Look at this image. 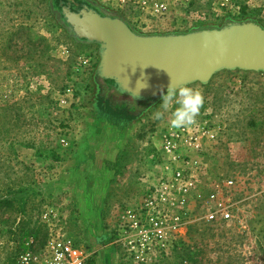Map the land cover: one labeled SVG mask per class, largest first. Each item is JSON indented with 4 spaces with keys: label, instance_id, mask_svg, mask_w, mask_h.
<instances>
[{
    "label": "rangeland",
    "instance_id": "1",
    "mask_svg": "<svg viewBox=\"0 0 264 264\" xmlns=\"http://www.w3.org/2000/svg\"><path fill=\"white\" fill-rule=\"evenodd\" d=\"M90 1L141 35L187 34L231 23L264 29V0H167L168 13L159 17L133 3ZM100 62V45L79 42L60 22L52 0H0V200H13L0 206V264H16L21 254L37 251L51 230L61 228L88 255V264H264V73L236 70L230 71L232 77L220 74L206 85H190L204 99L197 116L219 130L217 142H205L208 183L234 181L240 201L235 220L204 225L192 203L191 220L173 247L139 262L118 240V214L144 199L150 186L143 180H153L156 166L167 162L154 132L170 113L154 118L161 95L143 109L139 116L147 119L145 127L126 146L117 181L112 173L101 174L105 167L116 169L102 162L114 160L107 142L111 136L91 122L103 94ZM88 134L106 139L96 145L104 155L93 171L95 179L117 182L102 222L91 211L81 212L76 194L82 195L84 184L67 172ZM48 213L51 223L44 219Z\"/></svg>",
    "mask_w": 264,
    "mask_h": 264
},
{
    "label": "built area",
    "instance_id": "2",
    "mask_svg": "<svg viewBox=\"0 0 264 264\" xmlns=\"http://www.w3.org/2000/svg\"><path fill=\"white\" fill-rule=\"evenodd\" d=\"M118 1L123 5L133 3L157 17L166 15L169 9L167 0ZM70 92V88L66 90ZM218 137L219 130L210 120L198 116L191 125L166 129L163 152L168 159L162 164L163 175L148 187L144 199L129 209L120 222L118 240L134 259L143 262L152 254L168 252L180 230L191 220L192 203L204 225L217 227L235 220L240 201L235 199L234 181L221 179L215 184L208 183L203 162L205 142H217ZM51 213L44 216L46 223L54 221ZM61 231L62 228L51 230L43 247L21 254L16 264H88V255Z\"/></svg>",
    "mask_w": 264,
    "mask_h": 264
},
{
    "label": "water",
    "instance_id": "3",
    "mask_svg": "<svg viewBox=\"0 0 264 264\" xmlns=\"http://www.w3.org/2000/svg\"><path fill=\"white\" fill-rule=\"evenodd\" d=\"M75 0L60 2V15L73 36L100 45L99 76L129 97L122 87L136 91L139 99L155 100L172 82L210 83L222 71L264 73V29L254 23H231L221 29L187 34L141 35L109 13ZM132 98V97H131Z\"/></svg>",
    "mask_w": 264,
    "mask_h": 264
},
{
    "label": "crops",
    "instance_id": "4",
    "mask_svg": "<svg viewBox=\"0 0 264 264\" xmlns=\"http://www.w3.org/2000/svg\"><path fill=\"white\" fill-rule=\"evenodd\" d=\"M241 73H255V72H242L241 71ZM220 74L225 75L224 77H232L233 75H235L234 72L222 71L216 74L215 76L220 75ZM98 108L99 109L96 113L95 120H92L91 122L93 123V126H96V128L101 129V131L105 130L106 133L112 137V138L109 137V139H107L109 141L107 142L112 143L111 151L109 154H113V156L115 155L114 160H109V158H106L107 160H103L102 162L106 163L105 161H108L109 165L113 166L111 169L113 168L116 169L112 171V170L106 169L105 167L104 169H106V171L103 169L104 172L102 170L101 174H104L105 172L109 174L112 173L114 174V176H112L111 179L112 180L114 179L117 181L118 179L117 175L119 173L118 169H120L123 166V164L125 165V163H123V155L126 154V152L124 153V151L126 150V146L129 143L135 141L136 137L140 135L141 133L140 131L143 127H145L144 123H145V120L147 119L145 118L144 121L141 120L142 115L139 117H131L129 114L120 115L119 111L110 112L107 109L104 111L101 109L100 105L98 106ZM167 119L168 118H166V120L163 122V126H161L160 129H157L156 132H154V135L158 139V141L154 140L155 141L154 143L156 144V146L158 145L159 151L163 154H164L163 136L165 134L166 129L171 127L170 118L168 120ZM90 137L91 136H89L88 134L87 136L82 138L80 145H79V149L77 153L75 154V156H73L72 158L73 159L71 161L72 163H69L70 165L68 164L67 172H69L68 175H70L69 176L70 178H73V179L81 178L82 180L81 182L80 181L79 182L84 184L83 187H81V190H83L81 191L82 195L80 196V194H76L77 201L79 202V206L83 209L81 212L85 211L86 213V211L87 212L91 211L94 214L95 221L102 222V220L105 218L106 206L109 200V195L114 185H117V182L111 181V179L107 181V179H103L102 177H99V179L98 178L95 179V177L97 176L95 172L93 171L97 169L96 166L100 164L101 162L100 160L103 159V155H104L102 154L103 151H101V153L98 152V149H100L101 146L97 147L96 145L106 142V139L105 138L100 139L97 136H96V139H94L93 137L90 139ZM84 139H87V140H84ZM192 155L193 157H196L194 152ZM177 167L180 168L181 164H177ZM156 169H157V174L156 173L151 174V176L153 175V178H154L153 180L151 179L143 180V183L145 184V186L147 185L146 188L148 186L155 185L157 180L160 178V176L163 175L162 165H157ZM69 189L74 190L76 188L71 186V188ZM82 215L85 217L84 213ZM124 215H125L124 212H121V213L119 212L118 214L119 223L123 219ZM102 235L103 234H101V237ZM100 243L103 244V242L101 241Z\"/></svg>",
    "mask_w": 264,
    "mask_h": 264
},
{
    "label": "clouds",
    "instance_id": "5",
    "mask_svg": "<svg viewBox=\"0 0 264 264\" xmlns=\"http://www.w3.org/2000/svg\"><path fill=\"white\" fill-rule=\"evenodd\" d=\"M137 85L139 87L136 91L122 87L123 93L128 92L132 97L133 106L135 101L140 98L139 89L147 87L146 83L138 82ZM161 97L162 103L154 112V118L161 120L165 118L166 113H170V126L177 129L194 123L204 102L199 89L186 84L177 87L172 79L167 89L161 90Z\"/></svg>",
    "mask_w": 264,
    "mask_h": 264
},
{
    "label": "trees",
    "instance_id": "6",
    "mask_svg": "<svg viewBox=\"0 0 264 264\" xmlns=\"http://www.w3.org/2000/svg\"><path fill=\"white\" fill-rule=\"evenodd\" d=\"M75 1H77L78 4H72L71 5L73 10H79L81 8L82 4H87L89 6L94 7L99 12H103V10L100 7L96 6L90 0H75ZM60 2H67V0H52V8L57 13L60 22L65 26L66 29H68L64 20L62 19L61 15H60V8L58 5ZM129 26L132 28L133 31H135V29L130 24H129ZM78 41L83 42L80 40H78ZM103 83H104L102 86V90H103L102 93L103 94L101 95L99 105H100L101 109L104 111L106 109L109 110L110 112L123 110V111H126L131 117H137L140 115L139 113L143 109H145L146 107H148L149 105H151L152 103L156 102L159 99V98L155 99V100H143V99L138 100L137 99L135 101L134 106H133V101H132L131 97H129L125 94H122L120 92H117L111 86V83L109 81L103 80ZM112 91L115 92L117 97L111 94ZM115 98H116V101H114ZM12 202H13V200H0V206H2L4 204H10ZM45 243H46V240L43 242L41 247H43L45 245Z\"/></svg>",
    "mask_w": 264,
    "mask_h": 264
}]
</instances>
